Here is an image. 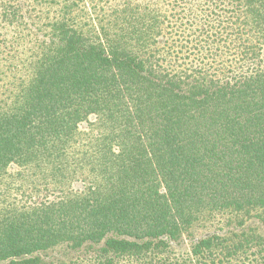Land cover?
I'll list each match as a JSON object with an SVG mask.
<instances>
[{"label": "trees", "instance_id": "trees-1", "mask_svg": "<svg viewBox=\"0 0 264 264\" xmlns=\"http://www.w3.org/2000/svg\"><path fill=\"white\" fill-rule=\"evenodd\" d=\"M162 2L0 0V264H264V0Z\"/></svg>", "mask_w": 264, "mask_h": 264}, {"label": "rangeland", "instance_id": "rangeland-1", "mask_svg": "<svg viewBox=\"0 0 264 264\" xmlns=\"http://www.w3.org/2000/svg\"><path fill=\"white\" fill-rule=\"evenodd\" d=\"M75 5L77 6V9L73 13V21L76 24H94L97 16H102L105 14V12L110 11L112 9H116L120 7L125 0H73ZM163 0H158L157 6H159L161 9V12L164 15L168 14V19L166 22L168 24V30L169 32L165 34L167 36V40L164 36V41H168L172 43V41L176 42V55L178 56H187L186 59L189 61L191 57H197L199 56V53L196 49H194L192 44V35L189 36L191 32H193L196 28H199L201 24L207 21L208 16H215L213 14V7L210 4L211 7L208 9V11H201L199 14V17L204 15V17L201 16V19L195 18L193 20H188V16L185 15V5L181 4L179 6V16L178 19L173 20V17H176L177 14H175L172 10L169 12L167 9V6H165V3L163 4ZM147 2V6H152L150 4V0H133V5L139 4L141 6H144ZM203 3V2H202ZM206 8V5L203 6ZM219 9V8H217ZM217 9H214L216 12L219 11ZM54 11L50 12V16H53ZM211 18V17H210ZM46 19L42 21V23H46ZM191 26L189 28L188 26ZM189 38L190 41H187ZM191 52V53H190ZM212 61V59H209ZM193 61V60H192ZM211 65H214V62L210 63ZM2 190V188H0ZM53 195L49 194L48 198H51Z\"/></svg>", "mask_w": 264, "mask_h": 264}]
</instances>
